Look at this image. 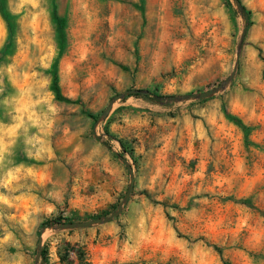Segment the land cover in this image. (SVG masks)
Here are the masks:
<instances>
[{
  "label": "rangeland",
  "instance_id": "obj_1",
  "mask_svg": "<svg viewBox=\"0 0 264 264\" xmlns=\"http://www.w3.org/2000/svg\"><path fill=\"white\" fill-rule=\"evenodd\" d=\"M239 1L3 0L0 264H264V0ZM242 34L210 99L102 118L219 86ZM122 158L121 213L55 230L116 209Z\"/></svg>",
  "mask_w": 264,
  "mask_h": 264
},
{
  "label": "water",
  "instance_id": "obj_2",
  "mask_svg": "<svg viewBox=\"0 0 264 264\" xmlns=\"http://www.w3.org/2000/svg\"><path fill=\"white\" fill-rule=\"evenodd\" d=\"M234 2H235V6H236L237 11L240 13H243L242 9H241L240 1L234 0ZM242 41H243V34L240 37V43H239L238 49H237V58L235 60L232 72L230 73L229 77L227 79H225L219 86H216L212 89H209L207 91H203L200 93H190V94H184V95H179V96H170L167 98H160L159 97V98H157L156 101L160 104H165V103L182 102V101H188V100H206V99H210L211 97H213L217 93L226 89L231 84L232 80L235 77L236 71L238 69L239 51H240L241 46H242ZM135 94H145L149 97H154V94L149 92V91L128 89L124 93L116 95L115 97L112 98L109 105L107 106V108L103 112L102 118L104 119L107 117V115L110 112L114 102H116L120 99H123L126 96L135 95ZM122 160L124 161L125 167L129 173V184H128L126 193H125L122 201L118 204L116 209L114 211H112L111 213H109L107 216L98 217V218H95L92 220L79 221V222H58L53 226L55 230H68V231H70V230H78V229H87V228H90V227H93L96 225H103V224H106V223L112 221L115 217H117L121 213L123 207L128 202V200H129V198L133 192V189H134V174H133V171L131 169V166L123 158H122ZM41 248H42V240L40 237L38 240V243H37V252H36V256H35V262L38 261L40 255H41Z\"/></svg>",
  "mask_w": 264,
  "mask_h": 264
},
{
  "label": "trees",
  "instance_id": "obj_3",
  "mask_svg": "<svg viewBox=\"0 0 264 264\" xmlns=\"http://www.w3.org/2000/svg\"><path fill=\"white\" fill-rule=\"evenodd\" d=\"M241 9H242V12L244 14V17L245 19H247V16H246V13H245V9L244 7L241 5ZM0 16L1 18L4 20V22L6 23L7 25V28H8V31H9V37L11 38V35H12V23H11V16L7 13L5 7H4V3H3V0H0ZM9 48V43L7 45H5V47L2 49V51L0 52V59L2 56H4L5 54H7V50ZM55 67H56V64H54V68H53V90L56 94V97L60 100H63L65 102H68V99H65L64 97L61 96L60 92H59V88H58V85H57V76H56V70H55ZM132 96H143L144 98L148 99V100H151V101H154V102H157V98H159L158 95H155L154 94V97H149L147 95H140V94H135V95H132ZM226 116L228 118H232L230 115L226 114ZM45 226H48V223H45L44 224Z\"/></svg>",
  "mask_w": 264,
  "mask_h": 264
}]
</instances>
